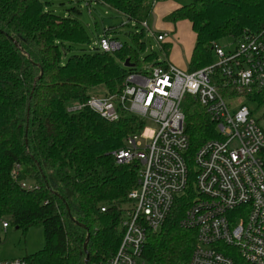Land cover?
Here are the masks:
<instances>
[{"label": "trees", "instance_id": "1", "mask_svg": "<svg viewBox=\"0 0 264 264\" xmlns=\"http://www.w3.org/2000/svg\"><path fill=\"white\" fill-rule=\"evenodd\" d=\"M92 1L141 23L155 3L167 0ZM50 5V0H0V232L2 223L23 234L43 230L44 246L24 257L28 264H104L120 244L123 210L137 187V165H117L112 153L145 124L132 115L111 122L87 107L71 109L85 105L96 88L105 95L120 92L126 77L141 71L145 32H129L132 45L121 43L114 52L81 50L64 61L67 53L93 42L76 19L53 14ZM165 19L191 26V72L214 62L213 42L252 35L264 43V0H193ZM161 49L167 57L169 45ZM126 61L132 66L125 67ZM143 62L156 66L166 60L151 52ZM246 99L260 108L264 88ZM182 111L189 140L187 187L160 229L147 234L145 264H188L196 246L195 231L181 225L196 196L193 156L218 134L193 97H185ZM261 158L264 162V152Z\"/></svg>", "mask_w": 264, "mask_h": 264}, {"label": "built area", "instance_id": "2", "mask_svg": "<svg viewBox=\"0 0 264 264\" xmlns=\"http://www.w3.org/2000/svg\"><path fill=\"white\" fill-rule=\"evenodd\" d=\"M74 1L84 2L89 13L96 3ZM140 28L159 43L166 38L146 21ZM233 44L230 48L213 42L214 62L192 72L167 62L149 64L129 74L120 92L90 95L85 105L71 109L87 107L111 122L132 115L157 126L147 143L140 140L141 133L129 135L123 148L112 153L117 165H137V187L129 192L123 210L120 244L104 264H145L141 255L147 234L160 229L187 187L189 140L181 107L185 96L204 109L218 134L193 156L196 196L181 220L196 233L188 264H264V131L250 109L233 99H246L264 88V43L247 35ZM121 46L109 28L90 49L111 53ZM8 227L1 224L3 230ZM0 264L28 262L13 258L0 259Z\"/></svg>", "mask_w": 264, "mask_h": 264}, {"label": "rangeland", "instance_id": "3", "mask_svg": "<svg viewBox=\"0 0 264 264\" xmlns=\"http://www.w3.org/2000/svg\"><path fill=\"white\" fill-rule=\"evenodd\" d=\"M44 1V0H42ZM51 5L47 8L52 11L53 14L60 17L70 16L71 18L76 19L86 30V32L90 35L91 41L95 42L98 38L103 36L104 30L111 29V37L119 40L121 43H127L132 45L131 38L128 35L129 32L140 31V23L133 21H129L126 16L116 12L113 9H110L105 5H98L96 3L91 4V12L89 13L87 6H85L84 2L77 3L74 0H50ZM175 1L179 3L180 6L189 4L193 0H169ZM73 7H79L81 12L80 14H76L70 9ZM153 10V9H152ZM154 20V13L151 12L149 18L147 19V23L149 27L152 26V22ZM163 23H170L165 18L162 20ZM187 24V23H186ZM136 27V28H135ZM157 32V30H155ZM167 38H165L163 43H167L168 41H172L173 45L176 44L174 41V37L171 32H167ZM191 32V30L189 31ZM181 41V40H180ZM145 43H146V52L141 54V66L140 70L144 71L149 66V63L143 62V57L146 54H150L151 52H155L160 60H166L165 54L161 49V45L156 41L155 38H152L145 32ZM185 43V42H184ZM220 44L223 46H227L230 48L234 47L233 42L230 39H225L220 41ZM92 46V44L90 45ZM152 47V50L150 49ZM81 50L89 51L90 47L85 46L80 49L77 48L73 50L71 53H67L63 60L65 61L67 57L71 54H80ZM172 49L169 48V51ZM172 53V52H171ZM168 63V62H167ZM171 64V63H170ZM173 65V64H172ZM176 67V66H175ZM182 71H188L186 66L177 67ZM103 94V88L99 87L92 91H90L89 95H97L101 96ZM186 97V96H185ZM238 104L246 105L250 111L252 112L253 118L257 121L259 127L264 131V120L262 119V114L264 113V105L260 108H257L254 102H250L247 99L243 98H233ZM183 110V104H182ZM157 129V126L146 120L143 130L140 134V140L143 144L148 142V138L152 136L153 132ZM0 238L2 243L0 245V259L2 260H10L13 258H24L26 255H30L36 253L41 250L44 246V235L43 230L41 228H31L25 234H23L20 230L15 229L13 226H9L8 229H1Z\"/></svg>", "mask_w": 264, "mask_h": 264}, {"label": "crops", "instance_id": "4", "mask_svg": "<svg viewBox=\"0 0 264 264\" xmlns=\"http://www.w3.org/2000/svg\"><path fill=\"white\" fill-rule=\"evenodd\" d=\"M179 7V3L175 1L167 0L164 2L155 3L152 10L154 13V20L150 28L156 34H166V38L167 33L164 31H169L172 33L176 44L173 45L172 41H168L167 43L160 42L161 47L162 45L167 44L169 45V48L172 49V51L170 50L166 57V62L171 63L176 67L186 66L188 69L195 42V35L192 32L189 22L180 21L176 24L162 22L163 18ZM155 30H157V32ZM190 30L191 32H189ZM159 61L162 60L159 59Z\"/></svg>", "mask_w": 264, "mask_h": 264}, {"label": "water", "instance_id": "5", "mask_svg": "<svg viewBox=\"0 0 264 264\" xmlns=\"http://www.w3.org/2000/svg\"><path fill=\"white\" fill-rule=\"evenodd\" d=\"M124 66H125V67H131L132 65L128 64V62L126 61V62L124 63ZM84 250H85V252L87 251V250H86V243L84 244ZM87 261H88V254L86 253V259H85V262H87Z\"/></svg>", "mask_w": 264, "mask_h": 264}]
</instances>
